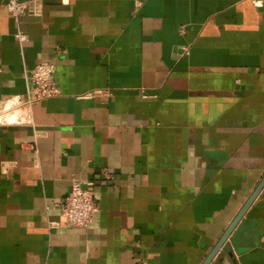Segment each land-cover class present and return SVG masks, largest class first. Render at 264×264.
<instances>
[{
    "label": "crops",
    "instance_id": "0c3cea01",
    "mask_svg": "<svg viewBox=\"0 0 264 264\" xmlns=\"http://www.w3.org/2000/svg\"><path fill=\"white\" fill-rule=\"evenodd\" d=\"M40 2L0 0V264H202L264 175V0ZM42 62L59 94L9 103ZM225 244L209 264H264V187Z\"/></svg>",
    "mask_w": 264,
    "mask_h": 264
},
{
    "label": "built area",
    "instance_id": "2783aa9c",
    "mask_svg": "<svg viewBox=\"0 0 264 264\" xmlns=\"http://www.w3.org/2000/svg\"><path fill=\"white\" fill-rule=\"evenodd\" d=\"M6 11L13 20L18 23L24 15L31 17H40L42 7L40 0H5ZM19 43L26 41L27 36L17 30L14 34ZM55 66L51 63H38L25 74L27 82V91L24 97L18 98L15 103L24 110L31 105L46 99L56 97L59 94L58 87L53 79ZM101 91L88 92L81 95V98L101 96ZM19 122L31 124V118L26 113L18 119ZM106 179H111V174L103 173ZM83 184L75 179L71 180V187L68 194L62 200L59 211L66 222L79 228H87L93 221L97 212V206L93 199L92 187L94 182H85ZM55 225L51 223L50 226Z\"/></svg>",
    "mask_w": 264,
    "mask_h": 264
},
{
    "label": "water",
    "instance_id": "95a60500",
    "mask_svg": "<svg viewBox=\"0 0 264 264\" xmlns=\"http://www.w3.org/2000/svg\"><path fill=\"white\" fill-rule=\"evenodd\" d=\"M264 187V175L261 178L260 182L257 184L253 192L250 194L248 199L245 201L241 209L238 211L236 216L233 218L232 222L229 224L227 229L225 230L224 234L221 236L219 241L215 244V246L212 248V250L208 253L205 260L202 262V264H209L210 261L214 258V256L217 254V252L220 249H223L224 251H229V246L225 244L226 240L228 239L230 233L236 226V224L240 221V219L244 216L245 212L248 210L254 199L257 197V195L260 193L262 188Z\"/></svg>",
    "mask_w": 264,
    "mask_h": 264
},
{
    "label": "rangeland",
    "instance_id": "374dc122",
    "mask_svg": "<svg viewBox=\"0 0 264 264\" xmlns=\"http://www.w3.org/2000/svg\"><path fill=\"white\" fill-rule=\"evenodd\" d=\"M19 112V111H18ZM7 114V115H6ZM1 115H3V116H1ZM8 115H10L9 113H8V111H5V112H1L0 113V118H1V122H4L3 120H5V118H6V116H8ZM6 122V121H5Z\"/></svg>",
    "mask_w": 264,
    "mask_h": 264
},
{
    "label": "clouds",
    "instance_id": "9594fccd",
    "mask_svg": "<svg viewBox=\"0 0 264 264\" xmlns=\"http://www.w3.org/2000/svg\"><path fill=\"white\" fill-rule=\"evenodd\" d=\"M9 103H15V101H10ZM8 120H13L15 119V114L13 116H10L7 118Z\"/></svg>",
    "mask_w": 264,
    "mask_h": 264
}]
</instances>
